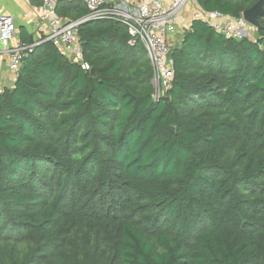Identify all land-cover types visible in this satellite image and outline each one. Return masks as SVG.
<instances>
[{
    "label": "trees",
    "instance_id": "16d2710c",
    "mask_svg": "<svg viewBox=\"0 0 264 264\" xmlns=\"http://www.w3.org/2000/svg\"><path fill=\"white\" fill-rule=\"evenodd\" d=\"M259 1L197 0L233 18ZM58 12L88 15L69 0ZM259 23L255 40L229 39L194 19L159 100L122 23L79 29L96 77L34 47L0 94V264H264Z\"/></svg>",
    "mask_w": 264,
    "mask_h": 264
},
{
    "label": "built area",
    "instance_id": "2783aa9c",
    "mask_svg": "<svg viewBox=\"0 0 264 264\" xmlns=\"http://www.w3.org/2000/svg\"><path fill=\"white\" fill-rule=\"evenodd\" d=\"M40 18L37 23L40 39L24 44L17 39L15 18L0 10V48L8 56L9 70L16 76L23 60L34 47L51 43L69 57L79 61L86 72L91 68L84 63L79 29L82 24L93 21H114L125 25L132 37L129 45L141 43L153 69L152 85L154 99L159 100L172 87L174 79L173 46L169 37L180 23V16L191 0H69L76 1L88 10L79 20L62 17L58 12L60 0H40ZM199 19L216 32L229 39L249 36L250 24L243 15L233 18L219 12H197ZM4 88L0 90L3 93Z\"/></svg>",
    "mask_w": 264,
    "mask_h": 264
},
{
    "label": "crops",
    "instance_id": "0c3cea01",
    "mask_svg": "<svg viewBox=\"0 0 264 264\" xmlns=\"http://www.w3.org/2000/svg\"><path fill=\"white\" fill-rule=\"evenodd\" d=\"M40 2V0H0L1 12L15 18L17 27L16 41H22L23 38L27 39V37L31 42H37L40 39V32L37 26L40 18ZM190 3L191 9H186L182 12L176 32L169 37L173 49L178 47L175 44L178 41L177 39H179V35H182L183 29H189L195 14L202 10L197 0H192ZM198 9L200 10L198 11ZM248 31L250 39L255 40L258 37V29L256 27L251 25ZM16 77L9 70L8 56L0 48V90L13 87Z\"/></svg>",
    "mask_w": 264,
    "mask_h": 264
},
{
    "label": "water",
    "instance_id": "95a60500",
    "mask_svg": "<svg viewBox=\"0 0 264 264\" xmlns=\"http://www.w3.org/2000/svg\"><path fill=\"white\" fill-rule=\"evenodd\" d=\"M244 19L252 26L256 27L257 29L260 28L259 19L261 17H264V0H260L257 4H255L252 8L249 10H246L243 13ZM246 37V35H244ZM92 76L96 77V71L93 69L91 71ZM175 129L172 128V131Z\"/></svg>",
    "mask_w": 264,
    "mask_h": 264
},
{
    "label": "rangeland",
    "instance_id": "374dc122",
    "mask_svg": "<svg viewBox=\"0 0 264 264\" xmlns=\"http://www.w3.org/2000/svg\"><path fill=\"white\" fill-rule=\"evenodd\" d=\"M190 2H192V0L190 1ZM188 10V9H191V3L190 4H188L187 6H186V8H185V10ZM200 9H198V11H199ZM200 12V11H199ZM187 29H183V32H182V35L184 34V32L186 31ZM182 35H179V39H177L178 41L176 42V44H175V46H179V44L181 43V39H182ZM249 37V36H248ZM252 37V36H251ZM255 38V37H254ZM71 58V57H70Z\"/></svg>",
    "mask_w": 264,
    "mask_h": 264
}]
</instances>
